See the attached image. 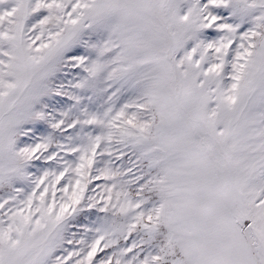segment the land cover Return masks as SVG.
<instances>
[{
    "label": "snow or ice",
    "instance_id": "1",
    "mask_svg": "<svg viewBox=\"0 0 264 264\" xmlns=\"http://www.w3.org/2000/svg\"><path fill=\"white\" fill-rule=\"evenodd\" d=\"M0 264H264V0H0Z\"/></svg>",
    "mask_w": 264,
    "mask_h": 264
}]
</instances>
